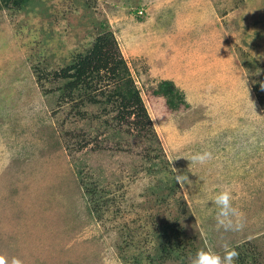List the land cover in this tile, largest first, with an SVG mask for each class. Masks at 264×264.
<instances>
[{
  "label": "rangeland",
  "instance_id": "374dc122",
  "mask_svg": "<svg viewBox=\"0 0 264 264\" xmlns=\"http://www.w3.org/2000/svg\"><path fill=\"white\" fill-rule=\"evenodd\" d=\"M105 30L148 136L130 117L113 120L111 103L64 96L52 78ZM165 79L181 93L175 109L152 92ZM202 151L213 159L187 160ZM225 187L244 214L241 232L218 230L214 205L201 203ZM165 223L183 259L158 257ZM225 243L240 264H264V0L0 3V255L190 264L197 250Z\"/></svg>",
  "mask_w": 264,
  "mask_h": 264
},
{
  "label": "trees",
  "instance_id": "16d2710c",
  "mask_svg": "<svg viewBox=\"0 0 264 264\" xmlns=\"http://www.w3.org/2000/svg\"><path fill=\"white\" fill-rule=\"evenodd\" d=\"M28 0H0L3 6L19 10ZM127 74L124 63L118 55L116 43L109 30H105L95 36L90 47L84 53L72 54L64 67L52 73L53 79H62L64 82L61 91L64 96H69L76 92H82L84 98L90 103H97L104 106L111 103L115 111L116 121L130 117V125L137 128L138 133L144 131V137L151 132L150 122L145 112L144 106L138 96L131 80L126 78ZM114 83L109 87V81ZM165 98V103L170 109L177 108L178 104L183 103L179 90L167 79L161 80L157 87L152 91ZM255 92L260 94L259 89ZM102 98V100L97 99ZM160 233L157 236V253L162 259L185 257L181 241L177 237V232L167 231L168 224H162ZM243 258L239 255L236 263L240 264ZM148 258L146 262H152Z\"/></svg>",
  "mask_w": 264,
  "mask_h": 264
},
{
  "label": "clouds",
  "instance_id": "9594fccd",
  "mask_svg": "<svg viewBox=\"0 0 264 264\" xmlns=\"http://www.w3.org/2000/svg\"><path fill=\"white\" fill-rule=\"evenodd\" d=\"M213 159L210 151L197 152L190 156L188 161L192 164L204 165ZM183 175H177V183L183 181ZM211 203L215 207V222L218 230L225 233L241 232L245 227L244 214L233 205V193L230 188H222L210 201H202L201 203ZM239 253L227 243L223 245L222 252H216L211 249L197 250L195 255L190 258V264H236ZM0 264H22V261L16 257H12L9 261L5 256L0 255Z\"/></svg>",
  "mask_w": 264,
  "mask_h": 264
},
{
  "label": "built area",
  "instance_id": "2783aa9c",
  "mask_svg": "<svg viewBox=\"0 0 264 264\" xmlns=\"http://www.w3.org/2000/svg\"><path fill=\"white\" fill-rule=\"evenodd\" d=\"M137 13H138V14H140V13H141V11H140V10H138V11H137Z\"/></svg>",
  "mask_w": 264,
  "mask_h": 264
}]
</instances>
